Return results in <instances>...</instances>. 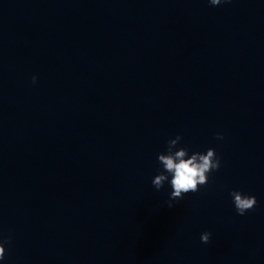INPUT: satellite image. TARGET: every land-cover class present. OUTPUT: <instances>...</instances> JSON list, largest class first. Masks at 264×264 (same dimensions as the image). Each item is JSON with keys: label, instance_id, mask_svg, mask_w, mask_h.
I'll return each mask as SVG.
<instances>
[{"label": "clouds", "instance_id": "clouds-1", "mask_svg": "<svg viewBox=\"0 0 264 264\" xmlns=\"http://www.w3.org/2000/svg\"><path fill=\"white\" fill-rule=\"evenodd\" d=\"M230 0H208L211 6H219L222 3H228ZM37 77H32V83L35 84ZM221 133L216 134V139L222 140ZM181 135L167 141L166 152L158 154V163L161 166L157 174L152 178V185L156 190H160L167 183L171 192L166 204L169 208L183 200L189 193H196L201 187L209 182V177L213 172L219 171L221 167V158L217 155L214 148H208L206 152H192L189 154V148L180 146ZM232 203L238 215L244 216L247 212L253 210L257 205L255 195L246 194L240 190L230 192ZM212 233L204 231L200 235V240L204 244L211 241ZM5 244H11V236L0 240V261L6 256Z\"/></svg>", "mask_w": 264, "mask_h": 264}]
</instances>
